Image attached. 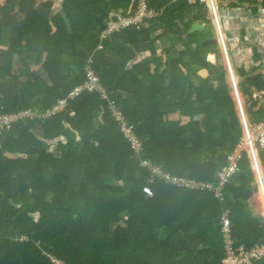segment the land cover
<instances>
[{"label":"trees","instance_id":"obj_1","mask_svg":"<svg viewBox=\"0 0 264 264\" xmlns=\"http://www.w3.org/2000/svg\"><path fill=\"white\" fill-rule=\"evenodd\" d=\"M238 4L257 11L248 1L226 7ZM148 5L157 16L100 41L108 13L131 14L136 0H64L56 17H27L24 45L20 38L6 43L0 78L26 80L17 95L0 94V116H34L0 128V264H54L51 257L64 264H221L226 211L237 245H264L259 183L246 151L220 197L150 181L148 163L172 179L214 182L243 134L232 88L246 95L264 91V81L256 68L239 66V80L228 83L219 46L205 45L214 33L203 3ZM195 23L204 27L187 33ZM245 34L238 38L242 49L250 46ZM134 47L147 57L135 61ZM108 51L118 63L106 60ZM38 65L49 82L31 73ZM88 65L103 92L82 94L75 108L69 95L86 82ZM64 99L62 111L43 115ZM245 107L252 123L261 120L256 103ZM260 160L264 169L262 154ZM178 241L186 247L177 248Z\"/></svg>","mask_w":264,"mask_h":264},{"label":"built area","instance_id":"obj_2","mask_svg":"<svg viewBox=\"0 0 264 264\" xmlns=\"http://www.w3.org/2000/svg\"><path fill=\"white\" fill-rule=\"evenodd\" d=\"M230 0H189L191 3H203L207 7H211L219 13V5L225 4ZM234 1H248L254 3H264V0H234ZM158 14L151 8H149L148 0H136V9L131 14H122L118 11H110L106 19V28L100 34V41L105 40L112 34L118 33L121 30L128 27L139 28L141 24L147 20L151 19ZM224 40V39H223ZM222 40V41H223ZM101 47V46H99ZM86 74V82L72 90L69 98L75 99L77 96L82 95L86 92H103V88L100 84V80L94 70L88 65L84 69ZM238 94V93H237ZM239 95V94H238ZM238 103L240 104V123L243 130V138H241L240 143L237 145L235 150L228 155L227 165L224 166L216 175V180L214 182H199L183 178L172 179L168 174L164 173L160 167L154 166L148 163L149 169L151 171L150 181L153 182L156 178L164 179L166 182H172L180 187H186L191 189H205L209 192L214 193L217 197L221 196V191L223 186L232 178L234 172L238 170V161L242 157V152L249 147V153L251 151L252 156L255 152L252 142L255 144L259 154L264 156V91L252 88L247 95L237 96ZM256 103L257 106L263 111V117L260 121L252 123L247 120L246 107L250 104ZM67 104L66 99L61 100L52 109L48 110L45 117L51 116L53 114L62 111ZM24 116H34V114L27 110L21 111L17 114L2 115L0 116V128L6 127L10 128L12 123L19 120ZM114 116L119 121L122 126V131L125 134L133 147L137 150L140 145L132 135L131 127H127L124 118L117 111H114ZM242 118V120H241ZM251 143V144H250ZM254 164L256 163V157H252ZM147 164V163H146ZM146 192L149 196L152 193L147 189ZM221 234L224 245L225 256L222 259L221 264H259L264 260V245H256L252 248H246L244 245H237L232 238L231 234V222L229 218V211L222 214L220 219ZM51 262L54 264H64L55 257L50 258Z\"/></svg>","mask_w":264,"mask_h":264},{"label":"crops","instance_id":"obj_3","mask_svg":"<svg viewBox=\"0 0 264 264\" xmlns=\"http://www.w3.org/2000/svg\"><path fill=\"white\" fill-rule=\"evenodd\" d=\"M64 0H0V68L3 69L6 67L7 61L5 60V56L8 50L7 44L9 39H18L22 37V34L26 30V19L31 14H38L43 19H50L52 17L58 16V14L62 13V5ZM262 4L256 5L257 11L254 13L252 9V5L247 4L246 6L242 4H238L237 9L231 10L226 7L225 4H218L219 9L223 8V10L217 11L211 7H206L208 16L211 20L212 27L214 29L215 35H213L212 38L218 41H222L224 39L225 41V49L227 50V54L230 53L228 50V46L230 44V41H228L229 38L227 36H234L233 40H238L239 34L243 31L246 33V39H248V42L250 46L248 47L249 51V62L242 61L241 66L248 68H256L253 74H260L261 80L264 81V8L261 7ZM225 8V9H224ZM41 18H37L35 25H38L40 23ZM224 20L226 22V25L228 26L227 31L224 29ZM196 24V23H195ZM199 24V23H198ZM194 25V24H193ZM192 25V26H193ZM202 28L204 25H201ZM33 29H35V26H33ZM28 30V29H27ZM190 30L187 31V33ZM234 34V35H233ZM25 35L26 32H25ZM30 40L35 42V38L30 34L28 35ZM205 41V45L207 42H210L211 39ZM26 38H20L21 43L25 44ZM231 39V38H230ZM4 42V43H2ZM37 45V44H36ZM220 47V46H219ZM257 51V53L254 52V50ZM223 50L220 47V51ZM131 51L134 52L135 61H139L144 57H147L148 52H143L141 50V47H134L131 49ZM106 60L118 63L119 58L116 54H114L111 51L106 52L105 55ZM223 58V56H222ZM230 61V56H229ZM247 62V63H246ZM246 63V65L244 64ZM226 72H227V64L224 65ZM12 67L14 69V72H17L18 69L21 67L20 62V55H15L12 62ZM32 74H37L40 76L41 79H43L46 82H49L45 72L42 70L40 65L35 66L31 70ZM201 75L206 76V72L202 71ZM238 75V74H237ZM26 80V78L21 79H14V78H0V94L6 95V96H13L17 95L19 89L22 87L23 82ZM239 80V76L235 79L232 75L229 76L227 72V81L228 83L235 82ZM84 101L83 96L77 97L74 101V107L77 108L78 106L82 105ZM247 112V111H246ZM247 120L250 121V117L247 113ZM242 134V138H243ZM251 144V143H250ZM253 147L255 149V152L252 153L250 151L249 153V147L247 145V154L251 163V167L254 171V173L257 175L258 178V193L260 197V201L262 202V209L264 213V169L261 164L260 160V154L257 150L255 144L252 142ZM256 157V163H253L252 157ZM177 248H185L186 245L182 241H178L176 244Z\"/></svg>","mask_w":264,"mask_h":264},{"label":"rangeland","instance_id":"obj_4","mask_svg":"<svg viewBox=\"0 0 264 264\" xmlns=\"http://www.w3.org/2000/svg\"><path fill=\"white\" fill-rule=\"evenodd\" d=\"M221 10H223V8H221ZM221 10L219 9V11H221ZM223 23H224V29L227 31L229 25L228 26L226 25L225 20H224ZM213 32H214V29H213ZM214 35H215V33H214ZM227 38H229L228 41L231 40L230 44L228 46V50L230 51L229 54H227V50L225 49L224 40L223 41H218V44H217V40L212 38L210 42L206 43V45L207 46H211V47H214V46L218 45V46L221 47V49H223V50H221V53H222V56H223V58L221 59L222 64L223 65L227 64L226 68L228 69L227 72H228L229 76L232 75L236 79L237 76H238L237 75L238 74L237 68L242 65L241 62L242 61L249 62L248 61L249 60V58H248L249 51L247 50L248 48L242 49L240 47V44H239L238 40L237 39L233 40L234 36H227ZM229 56H230V61H229ZM246 63H244V64L246 65ZM232 92H233V98L238 99L237 96H239V95L237 94L235 88H232ZM77 97H81V95H79ZM237 104H238V108L240 109V104L238 102H237ZM241 120H242V118H241Z\"/></svg>","mask_w":264,"mask_h":264},{"label":"water","instance_id":"obj_5","mask_svg":"<svg viewBox=\"0 0 264 264\" xmlns=\"http://www.w3.org/2000/svg\"><path fill=\"white\" fill-rule=\"evenodd\" d=\"M200 28H202V26H201L200 24L196 23V24H194V25L192 26V28L190 29V31H189L188 33H192V32L195 31L196 29H200Z\"/></svg>","mask_w":264,"mask_h":264},{"label":"clouds","instance_id":"obj_6","mask_svg":"<svg viewBox=\"0 0 264 264\" xmlns=\"http://www.w3.org/2000/svg\"><path fill=\"white\" fill-rule=\"evenodd\" d=\"M205 5V4H204ZM205 6H207V5H205ZM220 6V5H219ZM113 11H115V10H113ZM225 42V41H224ZM220 48V47H219ZM222 54V53H221ZM235 90H236V92L239 94V95H241V96H244L240 91H239V89L237 88V87H235ZM232 95H233V92H232ZM247 95V94H246ZM244 151H246V150H244ZM261 155V154H260ZM254 163V162H253Z\"/></svg>","mask_w":264,"mask_h":264}]
</instances>
